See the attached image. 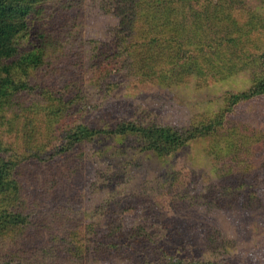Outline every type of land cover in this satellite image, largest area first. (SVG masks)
I'll use <instances>...</instances> for the list:
<instances>
[{
    "label": "rangeland",
    "instance_id": "rangeland-1",
    "mask_svg": "<svg viewBox=\"0 0 264 264\" xmlns=\"http://www.w3.org/2000/svg\"><path fill=\"white\" fill-rule=\"evenodd\" d=\"M177 2L180 23L173 26L165 19ZM79 15L75 23L88 43L109 44L116 30H130L131 67L113 76L118 87L111 92L91 83L90 124L188 128L225 117L215 134L165 158L146 152L135 135L88 142L78 164L82 175L76 181L69 175L52 198L43 194L45 176L61 142L42 107L47 91L60 92L63 84L56 72L44 76L46 70L39 79L35 71L14 70L18 80L44 83L21 105L0 106V158L18 164L12 174L26 202L47 201L41 207L49 219L45 241L60 215L83 233L75 264H135L139 255L161 256L163 248L187 261L264 264V95L229 102L264 78V0H189L186 6L139 0L116 8L86 0ZM51 23L61 24L58 18ZM150 63L160 67L140 73ZM100 75L89 70L87 80ZM109 242L113 248L102 256Z\"/></svg>",
    "mask_w": 264,
    "mask_h": 264
},
{
    "label": "trees",
    "instance_id": "trees-1",
    "mask_svg": "<svg viewBox=\"0 0 264 264\" xmlns=\"http://www.w3.org/2000/svg\"><path fill=\"white\" fill-rule=\"evenodd\" d=\"M85 1L0 0V106L13 109L21 105L34 85L42 86L44 81L39 79L46 70L48 73L44 76L59 73L60 78L56 79L63 84L59 86L60 92L57 88H52L50 94L47 91L46 104L42 107L49 126L58 127L61 142L60 147L48 159L51 172L45 176L46 189L43 194L52 198L55 197L54 191L69 175L73 181L82 175L78 164L83 157L81 151L88 142L104 136L117 138L135 135L142 139L146 152L165 158L176 154L196 140L215 134L225 117L221 115L206 124L188 128L129 120H121L110 127L90 124L88 118L93 109V96L90 95L89 89L91 83L97 88L108 86L110 92L112 88H117L112 78L118 72L131 67V52L128 46L130 30H116L115 40L109 44L93 41L88 43L82 38V24L75 22L79 19V12ZM97 1L102 7L116 8L137 3L139 0ZM181 1L182 5L186 6L189 0ZM173 6L175 7L169 11L165 20L177 26L181 16L178 2ZM55 18L60 19V25L51 23ZM262 56L264 58V53ZM159 61L161 62L160 59ZM152 67H160V64L154 66L150 63L144 68H139L140 73H154L148 71ZM14 70L24 73L27 70L32 73L35 71L39 79H30V83L23 82L22 79H16ZM89 70H99L101 75L93 82L87 80L90 78ZM262 95L264 78L249 91L232 94L229 102L231 106H235ZM32 143V139H27L29 148ZM32 149L33 146L30 150ZM39 158L40 156L37 160ZM73 167L78 168L73 171ZM17 169L18 164L10 158H0V243H9L8 249H0V264H75L72 254L81 246L82 230L78 229L79 226L76 227L71 217L63 220L58 214L59 225L50 230L51 240L46 242L43 233L49 219L41 213V207L47 204V201L38 204L23 199L22 183L12 174V171L17 172ZM67 192H70L69 189L65 194L70 195ZM51 217L54 218L55 215ZM136 241L139 249L142 242L139 239ZM111 248L113 245L109 242L99 252L104 256ZM161 254L151 259L139 255L135 264H226L224 261L183 260L172 255L166 248H163Z\"/></svg>",
    "mask_w": 264,
    "mask_h": 264
}]
</instances>
